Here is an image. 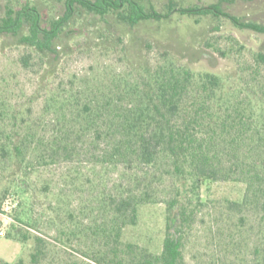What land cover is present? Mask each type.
Masks as SVG:
<instances>
[{
    "label": "trees",
    "instance_id": "obj_1",
    "mask_svg": "<svg viewBox=\"0 0 264 264\" xmlns=\"http://www.w3.org/2000/svg\"><path fill=\"white\" fill-rule=\"evenodd\" d=\"M175 13L195 19L224 17L259 34L263 41L253 62L264 65V22L239 17L223 0L185 6L170 0L162 11L148 0H6L0 3V35L33 49L50 64L64 34L83 32L72 26L80 18L112 17L131 29L168 22ZM30 60L31 53L22 55L21 66L28 68ZM83 137L96 148L93 154L102 167L129 171L108 195L100 193L101 222L85 227L100 239V249L84 250L81 257L65 255L61 239L55 244L31 230L23 207L5 236L30 244L29 259L10 263L0 257V264H186L183 248L194 216L191 206L195 198L201 203L196 191L206 181L244 182L242 201H228V206L237 209L253 202L264 219L262 80L238 86L222 74L195 72L165 57L143 65L135 78L119 76L87 94L73 87L49 88L39 112L11 103L0 91V184L7 183L0 188V213L10 189L26 194L31 190L29 173L76 152V138ZM163 167L172 179L171 192L162 247L152 253L123 236L136 224L139 206L154 198ZM59 233L65 234L63 229ZM263 263L257 258L253 264Z\"/></svg>",
    "mask_w": 264,
    "mask_h": 264
},
{
    "label": "rangeland",
    "instance_id": "obj_2",
    "mask_svg": "<svg viewBox=\"0 0 264 264\" xmlns=\"http://www.w3.org/2000/svg\"><path fill=\"white\" fill-rule=\"evenodd\" d=\"M148 1L162 11L170 0ZM172 1L185 6L219 0ZM223 5L245 20L264 22V0H223ZM72 26L83 32L64 34L59 41L60 51L50 64L33 49L0 35V91L6 99L21 103L24 108L30 105L39 112L49 88L73 87L87 94L116 77L135 78L143 65H155L165 57L195 72L222 74L238 86L257 80L264 82V65L258 67L253 62L262 37L235 27L224 17L195 19L175 13L168 22L142 23L127 29L117 25L112 17L96 16L80 18ZM27 53H31L30 66L24 68L20 57ZM43 73L45 77L41 80ZM46 129L49 132L51 127ZM76 139V152L38 165L29 173L30 191L22 194L10 189L3 198L0 213L3 260L14 263L19 258L29 259L30 244L5 236L13 217L23 207L33 225L31 230L55 244L61 239L65 255L81 257L84 250L100 249V239L85 227L101 222L100 193L108 195L120 176L127 178L129 171L111 165L102 167L93 154L96 148L91 141L87 137ZM163 171L162 181L155 183L154 198L139 206L136 224L128 226L123 236L125 241L152 253L160 252L166 231V200L172 179L165 168ZM6 185L1 182L0 188ZM245 191L242 181L201 183L196 191L201 203L193 199L194 216L183 248L186 264H253L257 258L264 261V219L257 205L250 202L237 209L228 206V201L241 202ZM60 229L65 232L62 236ZM70 230L77 233L71 234Z\"/></svg>",
    "mask_w": 264,
    "mask_h": 264
},
{
    "label": "built area",
    "instance_id": "obj_3",
    "mask_svg": "<svg viewBox=\"0 0 264 264\" xmlns=\"http://www.w3.org/2000/svg\"><path fill=\"white\" fill-rule=\"evenodd\" d=\"M0 235H4V232L2 230H0Z\"/></svg>",
    "mask_w": 264,
    "mask_h": 264
}]
</instances>
